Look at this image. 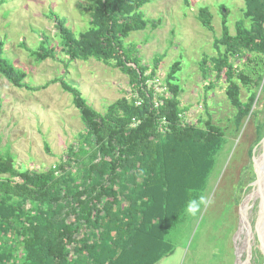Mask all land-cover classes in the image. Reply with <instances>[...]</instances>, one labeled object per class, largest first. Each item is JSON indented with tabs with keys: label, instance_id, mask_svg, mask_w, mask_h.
Segmentation results:
<instances>
[{
	"label": "trees",
	"instance_id": "16d2710c",
	"mask_svg": "<svg viewBox=\"0 0 264 264\" xmlns=\"http://www.w3.org/2000/svg\"><path fill=\"white\" fill-rule=\"evenodd\" d=\"M149 1L93 0L90 27L79 34L66 18L50 12L68 61L96 59L113 66L128 76L132 93L101 114L63 78L49 82H60L72 95L84 134L64 161L44 172L17 168L12 156L0 153V264H157L173 254L167 235L190 201H202L227 137L208 110L197 124L185 121L187 108L181 107L177 82L180 61L165 79L170 97L158 96L163 104L155 106L149 83L161 57L152 68L143 65L137 45L127 42L132 32L160 24L143 12ZM244 5L235 34L222 7V35L214 40L217 55L204 57L199 65L205 79L211 73L225 78L238 132L245 119L255 120L264 111V99L258 104L257 98L260 88L264 92V0H244ZM198 17L202 27L213 31L208 8ZM4 46L0 41V75L12 86L35 92L49 85L26 83L28 74L5 57ZM42 49L31 51L38 61L56 58L55 48ZM257 126L258 143L264 119Z\"/></svg>",
	"mask_w": 264,
	"mask_h": 264
},
{
	"label": "rangeland",
	"instance_id": "374dc122",
	"mask_svg": "<svg viewBox=\"0 0 264 264\" xmlns=\"http://www.w3.org/2000/svg\"><path fill=\"white\" fill-rule=\"evenodd\" d=\"M93 4V0H0V41L5 43V57L28 74L26 83L43 87L63 78L104 114L109 105L131 97L128 76L96 59L68 61L60 51L57 36V16L66 18L67 26L77 34L87 30ZM244 6V0H150L143 12L150 20L160 19V24L156 28L148 25L127 38L128 43L137 45L143 65L152 68L161 57L155 77L162 82L160 87L167 88V74L172 64L180 61L177 82L182 88L181 107L187 108L185 121L197 124L208 110L227 137L199 210L195 214L186 210L179 218L167 235L175 250L157 264H264V224H256L263 199L262 185L257 190L256 166L264 157V137L257 143V125L264 119V111L255 120L245 119L236 131V111L225 94V78L219 80L211 73L205 79L199 66L204 57L217 55L214 40L222 35V7L226 8L223 11L230 32L235 34V24L244 19ZM203 8L212 14L213 31L199 22ZM45 38L48 44L43 45ZM46 47L55 48L56 58L38 61L31 51ZM235 63L243 66L239 60ZM261 89L258 104L264 99ZM162 91L158 89L157 94ZM241 92L246 100L248 93L243 87ZM83 134L80 112L60 82L33 92L12 86L0 75V153L12 156L17 168L38 172L54 168L66 159L69 148L77 146ZM246 226L247 235L243 234ZM68 257H76L75 251Z\"/></svg>",
	"mask_w": 264,
	"mask_h": 264
},
{
	"label": "built area",
	"instance_id": "2783aa9c",
	"mask_svg": "<svg viewBox=\"0 0 264 264\" xmlns=\"http://www.w3.org/2000/svg\"><path fill=\"white\" fill-rule=\"evenodd\" d=\"M157 83H159V86H158V88H156L157 87ZM161 81H160V79L159 78H157V79H155L154 81H153V83L150 85V86H153V89H154V103H155V106L157 107L159 104L161 105V104H163V102L161 101V100H158V96H164L165 98H169L170 97V93H168L169 91H168V89L167 88H165V86H162V87H160V85H161ZM163 90L162 91V93H160V94H157V90ZM137 105H141V101H137ZM160 130H162V131H164V130H167V128H163L166 124H167V122H166V120L165 119H163L162 121H160Z\"/></svg>",
	"mask_w": 264,
	"mask_h": 264
},
{
	"label": "water",
	"instance_id": "95a60500",
	"mask_svg": "<svg viewBox=\"0 0 264 264\" xmlns=\"http://www.w3.org/2000/svg\"><path fill=\"white\" fill-rule=\"evenodd\" d=\"M262 142L264 143V139L262 140ZM262 166V170L260 171V168ZM256 171H257V185L260 186L261 184V181L262 183L264 184V157H263V162L261 165H257L256 166ZM262 175V176H261ZM260 189V188H259ZM263 194V197L264 198V193L263 191L261 192ZM263 202V203H262ZM262 203V204H261ZM260 203V211H259V215L257 217V220H256V224L258 223V225L260 224L261 226L264 224L262 222V220H264V199H262ZM262 219V220H261Z\"/></svg>",
	"mask_w": 264,
	"mask_h": 264
},
{
	"label": "clouds",
	"instance_id": "9594fccd",
	"mask_svg": "<svg viewBox=\"0 0 264 264\" xmlns=\"http://www.w3.org/2000/svg\"><path fill=\"white\" fill-rule=\"evenodd\" d=\"M199 210V203L196 201H190L187 205V212L189 214H195Z\"/></svg>",
	"mask_w": 264,
	"mask_h": 264
},
{
	"label": "bare ground",
	"instance_id": "6f19581e",
	"mask_svg": "<svg viewBox=\"0 0 264 264\" xmlns=\"http://www.w3.org/2000/svg\"><path fill=\"white\" fill-rule=\"evenodd\" d=\"M264 147V146H263ZM262 176V175H261ZM261 185H262V188H263V193H264V184L262 183V181H261ZM259 188H260V186H258L257 187V190L259 191ZM254 190V189H253ZM257 190H255V192H254V194H253V197L256 195V192H257ZM264 199V198H263ZM245 212H246V210H245ZM247 213V212H246ZM246 217V216H245ZM245 222H247L246 221V219H245ZM244 232H246V235L248 234V230H247V226L246 227H243V234H244ZM245 240V239H244ZM240 241V240H239Z\"/></svg>",
	"mask_w": 264,
	"mask_h": 264
}]
</instances>
